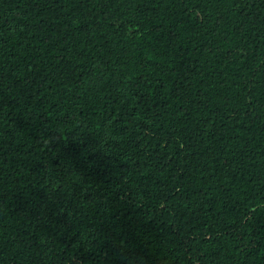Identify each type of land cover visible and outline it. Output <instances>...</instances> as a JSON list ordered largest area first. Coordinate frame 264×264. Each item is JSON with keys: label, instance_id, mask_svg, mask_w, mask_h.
I'll return each instance as SVG.
<instances>
[{"label": "trees", "instance_id": "trees-1", "mask_svg": "<svg viewBox=\"0 0 264 264\" xmlns=\"http://www.w3.org/2000/svg\"><path fill=\"white\" fill-rule=\"evenodd\" d=\"M0 264H264V0H0Z\"/></svg>", "mask_w": 264, "mask_h": 264}]
</instances>
